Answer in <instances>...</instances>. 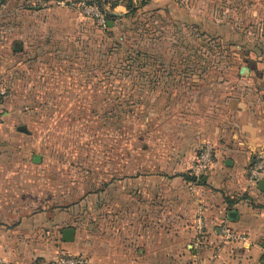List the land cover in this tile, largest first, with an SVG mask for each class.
Instances as JSON below:
<instances>
[{"label":"rangeland","instance_id":"374dc122","mask_svg":"<svg viewBox=\"0 0 264 264\" xmlns=\"http://www.w3.org/2000/svg\"><path fill=\"white\" fill-rule=\"evenodd\" d=\"M78 1L2 0L0 103L29 133L13 125L2 138L0 179L23 180L24 214L42 216V253L112 260L128 246L118 234L130 211L154 231L182 217L175 191L169 213L145 219V196L152 187L160 210L161 180L194 183L207 143H195L198 104L225 82L242 90L241 66L264 70V0H131L130 11L125 0Z\"/></svg>","mask_w":264,"mask_h":264},{"label":"crops","instance_id":"0c3cea01","mask_svg":"<svg viewBox=\"0 0 264 264\" xmlns=\"http://www.w3.org/2000/svg\"><path fill=\"white\" fill-rule=\"evenodd\" d=\"M20 62L24 73L27 68L24 61ZM218 87L208 104H198L195 118V143L207 142L214 147L211 169L194 183L182 174L166 182L161 180L160 210L153 206L152 187L145 196V219H152L154 208V216L157 212L160 218L165 212L169 213L170 208L165 205L175 191L177 198L182 200L178 208L182 217L172 227L161 221L157 224L159 229L155 227L154 231L152 222L137 227L130 211L128 231L118 234L128 246L116 251L112 260L101 259L91 264H154V261L158 264V260L160 264H168L166 255L170 251L177 264L187 261L194 264H264V190L249 186L246 180L253 152L264 146V70L255 73L250 69L242 90L228 89L226 82ZM9 105L7 101L0 103L2 138L11 134V126L15 125L16 130L19 126L15 120L18 116L7 108ZM10 167L14 171L24 168L18 164ZM261 179L264 180V174ZM23 185L18 175L0 179V188H11V200L0 198V255L14 264H40L57 258L58 250L41 252L47 243L41 238L42 216L24 214L25 202L19 191ZM230 211L234 213L231 216ZM199 219L201 230L197 224ZM222 225L235 230L242 238L224 236L220 231Z\"/></svg>","mask_w":264,"mask_h":264},{"label":"built area","instance_id":"2783aa9c","mask_svg":"<svg viewBox=\"0 0 264 264\" xmlns=\"http://www.w3.org/2000/svg\"><path fill=\"white\" fill-rule=\"evenodd\" d=\"M6 92L4 88H0V95H3ZM1 123H2V114L0 111V145L2 143V134H1ZM215 158L214 147L205 143L201 146L199 154L196 156L193 165L190 168V172L195 175V181L200 180L202 176L207 174L211 169L213 161ZM264 174V146L255 150L252 154L251 162L249 163L246 169V180L249 186L257 189L258 182ZM198 228L201 230V219L198 221ZM220 231L224 236L230 239H240L242 238L241 234H238L235 230L230 229L226 225L220 227ZM263 261H264V249L262 252ZM0 264H14L5 260L0 255ZM40 264H91L88 256L83 254H67L61 257H57L52 260L43 261Z\"/></svg>","mask_w":264,"mask_h":264},{"label":"water","instance_id":"95a60500","mask_svg":"<svg viewBox=\"0 0 264 264\" xmlns=\"http://www.w3.org/2000/svg\"><path fill=\"white\" fill-rule=\"evenodd\" d=\"M2 4V0H0V6ZM249 67L247 66H241L239 69V72L241 75H248L249 74ZM18 131L29 133V130L27 129L26 125H19L17 127ZM258 188L260 190H264V180L260 179L258 182ZM234 213L232 211L229 212V216L233 215ZM75 237V229L72 227H67L62 229L61 231V239L66 242H71L74 240Z\"/></svg>","mask_w":264,"mask_h":264},{"label":"trees","instance_id":"16d2710c","mask_svg":"<svg viewBox=\"0 0 264 264\" xmlns=\"http://www.w3.org/2000/svg\"><path fill=\"white\" fill-rule=\"evenodd\" d=\"M78 2H81V3H86V2H88V0H79ZM96 2V1H95ZM97 2H101V0H97ZM96 2V3H97ZM88 3H90V2H88ZM100 4V3H99ZM116 3L114 2L112 5H115ZM123 6L125 7V9L127 10V11H130V10H133L134 9V7L131 5V0H125L124 2H123ZM106 13V15H108L110 18H107V19H112L114 16H116V15H119V14H117V13H107V12H105ZM190 180H193V177H188ZM262 259H263V256H262Z\"/></svg>","mask_w":264,"mask_h":264}]
</instances>
